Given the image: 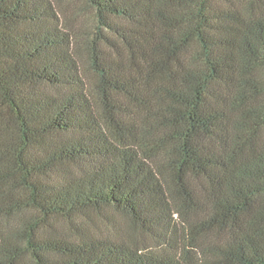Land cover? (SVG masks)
I'll return each mask as SVG.
<instances>
[{
  "label": "trees",
  "instance_id": "obj_1",
  "mask_svg": "<svg viewBox=\"0 0 264 264\" xmlns=\"http://www.w3.org/2000/svg\"><path fill=\"white\" fill-rule=\"evenodd\" d=\"M0 264H264V0H0Z\"/></svg>",
  "mask_w": 264,
  "mask_h": 264
}]
</instances>
